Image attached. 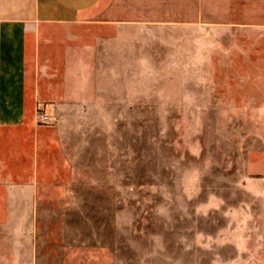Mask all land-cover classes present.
<instances>
[{
  "label": "rangeland",
  "instance_id": "374dc122",
  "mask_svg": "<svg viewBox=\"0 0 264 264\" xmlns=\"http://www.w3.org/2000/svg\"><path fill=\"white\" fill-rule=\"evenodd\" d=\"M91 11L28 37L0 264H264V0Z\"/></svg>",
  "mask_w": 264,
  "mask_h": 264
},
{
  "label": "crops",
  "instance_id": "0c3cea01",
  "mask_svg": "<svg viewBox=\"0 0 264 264\" xmlns=\"http://www.w3.org/2000/svg\"><path fill=\"white\" fill-rule=\"evenodd\" d=\"M99 0H0V162L4 129L18 108L20 71L28 37L40 24H72L88 18ZM92 12V11H91Z\"/></svg>",
  "mask_w": 264,
  "mask_h": 264
},
{
  "label": "built area",
  "instance_id": "2783aa9c",
  "mask_svg": "<svg viewBox=\"0 0 264 264\" xmlns=\"http://www.w3.org/2000/svg\"><path fill=\"white\" fill-rule=\"evenodd\" d=\"M51 120V116L49 115L48 108L45 109V112H42V123L47 124Z\"/></svg>",
  "mask_w": 264,
  "mask_h": 264
}]
</instances>
